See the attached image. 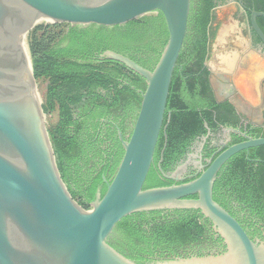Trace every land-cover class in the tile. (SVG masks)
I'll use <instances>...</instances> for the list:
<instances>
[{"label":"water","instance_id":"1","mask_svg":"<svg viewBox=\"0 0 264 264\" xmlns=\"http://www.w3.org/2000/svg\"><path fill=\"white\" fill-rule=\"evenodd\" d=\"M190 6L191 0H0V264H137L108 243L116 224L134 213L176 209L199 211L212 223L225 250L155 264H264V239L252 240L213 199L222 165L241 151L263 146L264 138L226 148L191 181L144 189ZM156 12L164 19L168 37L151 71L113 51L99 55L141 76L146 88L140 92L129 137L125 140L117 132L123 156L112 179L103 178L105 193L98 187L90 208L84 210L57 168L27 38L36 26L111 27ZM257 16L264 13H252L251 26L264 43ZM24 43L30 68L25 66ZM177 174L168 178L179 181Z\"/></svg>","mask_w":264,"mask_h":264},{"label":"trees","instance_id":"2","mask_svg":"<svg viewBox=\"0 0 264 264\" xmlns=\"http://www.w3.org/2000/svg\"><path fill=\"white\" fill-rule=\"evenodd\" d=\"M256 2L264 7V0ZM220 3L222 0H191L187 34L173 71L152 163L161 159L169 165L179 160L190 142L206 131L204 125L214 127L218 109L228 107L215 103L203 70L207 45L214 36L210 28L213 10ZM167 37L164 19L156 12L111 27L67 23L36 26L27 38L35 81L45 84L42 110L45 115L57 114L56 122L47 126L57 168L69 193L84 210L90 208L98 187L102 195L105 193L103 178L108 182L112 179L123 156L118 131L110 126L103 136L101 119L112 116L117 120L127 108L136 111V119L140 92L146 88L141 76L99 55L113 51L151 71ZM120 130L123 132L122 126ZM104 137L111 141L105 147ZM251 151L248 158L263 161L252 166L244 151L232 156L225 163L230 181L214 182L213 199L228 211L227 199L233 198L264 218V145ZM161 186L168 185L151 168L144 189ZM148 218L152 225L147 230L144 225ZM204 231L196 210L139 212L121 219L108 243L123 255L116 236L130 243L148 236L156 249L175 253L178 247L198 244ZM127 258L138 264L142 259L141 255Z\"/></svg>","mask_w":264,"mask_h":264},{"label":"flooded vegetation","instance_id":"3","mask_svg":"<svg viewBox=\"0 0 264 264\" xmlns=\"http://www.w3.org/2000/svg\"><path fill=\"white\" fill-rule=\"evenodd\" d=\"M259 5L256 0H222V3L213 10L210 28L214 31V36L207 45L203 70L207 72L215 103L226 104L228 107L218 109L214 115V127L206 128L204 125L206 131L190 142L179 160L168 165L163 164L160 159L151 164L150 169L153 168L163 183L172 185L191 181L226 148L248 139L264 138V43L253 30L250 20L252 13H264V7ZM256 23L264 35V17L257 16ZM120 115L121 118L117 120L112 116L101 119L105 125L102 128L103 136L107 127L111 126L121 131L122 126L123 138L126 140L129 137L136 111L131 112L127 108ZM104 139L103 147L110 145L111 141L105 137ZM252 149L254 148L244 150L245 157L253 163L252 166H256L263 160L248 158ZM225 163L216 176V180L221 184L228 183L231 178ZM177 172L179 181L175 182L168 178ZM220 193H223V189ZM188 198L195 199L196 196ZM227 200L228 211L234 214L248 236L252 240H263L264 218L243 208L233 198ZM196 215L205 226L202 240L198 244L178 247L175 253L156 249L148 236H139L133 239V243L123 240L120 236H116L115 239L123 245L121 248L124 256L141 255L139 264H155L165 260L223 253L225 246L212 223L199 211H196ZM159 221L158 218L156 222ZM151 225L152 221L148 218L144 228L148 230Z\"/></svg>","mask_w":264,"mask_h":264},{"label":"rangeland","instance_id":"4","mask_svg":"<svg viewBox=\"0 0 264 264\" xmlns=\"http://www.w3.org/2000/svg\"><path fill=\"white\" fill-rule=\"evenodd\" d=\"M36 86H37V91L39 93V96H40L41 102H42L43 95H44V92H45V84H44V82H36ZM56 120H57L56 112L55 113H51L50 115H45L46 126H48L51 123H55Z\"/></svg>","mask_w":264,"mask_h":264},{"label":"bare ground","instance_id":"5","mask_svg":"<svg viewBox=\"0 0 264 264\" xmlns=\"http://www.w3.org/2000/svg\"><path fill=\"white\" fill-rule=\"evenodd\" d=\"M23 50H24V53H25V60H26V64H25V66L27 67V68H30V62H29V57H28V52H27V48H26V45H25V43L23 44Z\"/></svg>","mask_w":264,"mask_h":264}]
</instances>
